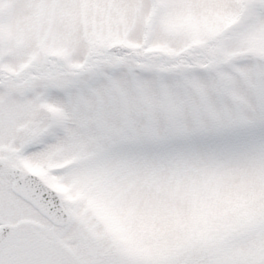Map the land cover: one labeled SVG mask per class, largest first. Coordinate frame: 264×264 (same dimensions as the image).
Instances as JSON below:
<instances>
[{"label":"snow or ice","instance_id":"6c2138e0","mask_svg":"<svg viewBox=\"0 0 264 264\" xmlns=\"http://www.w3.org/2000/svg\"><path fill=\"white\" fill-rule=\"evenodd\" d=\"M0 264H264V0H0Z\"/></svg>","mask_w":264,"mask_h":264}]
</instances>
